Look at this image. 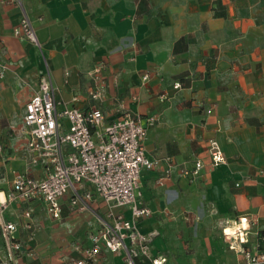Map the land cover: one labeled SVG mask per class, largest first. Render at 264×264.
Masks as SVG:
<instances>
[{"label":"crops","instance_id":"crops-1","mask_svg":"<svg viewBox=\"0 0 264 264\" xmlns=\"http://www.w3.org/2000/svg\"><path fill=\"white\" fill-rule=\"evenodd\" d=\"M23 6L41 47L13 35L22 10L0 4V64L9 65L0 80V121L9 123L12 140L0 201L12 189L13 171L43 176L39 167L28 169L15 129L39 76L49 72L59 100L110 114L123 99L132 111L159 117L146 148L152 157H171L174 168L164 186L157 184L159 171L142 182L143 204L152 214L139 229L152 235L153 256L167 258L166 264H243L222 233L225 222L233 226L239 218L247 219L249 246L264 252V0H23ZM100 64L106 88L95 102L91 74ZM210 140L226 159L216 168L210 167ZM198 160L205 166L198 179L180 176ZM96 205L105 210L103 202ZM29 208L38 226L32 241L21 218ZM64 216V223L52 221L39 203L6 209L4 218L18 225L24 244L18 264L81 258L75 246L91 245L96 219L71 211L67 202ZM101 264L125 263L104 251Z\"/></svg>","mask_w":264,"mask_h":264},{"label":"built area","instance_id":"built-area-1","mask_svg":"<svg viewBox=\"0 0 264 264\" xmlns=\"http://www.w3.org/2000/svg\"><path fill=\"white\" fill-rule=\"evenodd\" d=\"M0 4L22 10L13 35L41 47L23 0H0ZM103 67L100 64L91 74L89 96L95 102L104 99ZM8 68V64H0V80ZM149 78L146 74L143 81ZM174 88H181V84L177 82ZM165 98L160 96L161 101ZM158 122L157 115L143 116L132 111L123 99L115 101L110 114L97 106L83 109L64 102L56 97L49 72L40 75L38 88L25 105L15 132L25 143L28 169L39 167L43 176L36 178L29 170L13 171L12 189L0 201V264H18L24 253V244L16 237L18 225L4 218L6 209L19 201L42 204L52 221L62 220L64 202L71 211L88 212L95 217L97 224L88 236L91 245L75 246L81 258L73 264H101L104 251L122 255L125 264H166L167 258L151 253L152 235L139 229V222L152 214L143 204L144 175L159 171L157 184L164 186L171 180L174 168L171 157H152L147 151L148 132ZM209 153L211 168L226 162L217 141H209ZM164 162L167 168L161 170ZM204 168L198 160L192 168H182L180 176L193 181ZM99 201L105 210L98 208ZM33 215V208L21 214L30 241L35 239L38 228ZM244 222L247 219L239 218L233 226L230 221L224 223L222 233L229 249L242 255L243 264H264L259 244L249 246L250 228Z\"/></svg>","mask_w":264,"mask_h":264},{"label":"rangeland","instance_id":"rangeland-1","mask_svg":"<svg viewBox=\"0 0 264 264\" xmlns=\"http://www.w3.org/2000/svg\"><path fill=\"white\" fill-rule=\"evenodd\" d=\"M18 120V119H17ZM9 123L7 121H0V145L2 146L3 150L0 153V180L8 179V170L10 166L8 165L9 162H6L8 156L11 152L12 147V140L9 136ZM5 162V165H4ZM7 165V167H6ZM67 220V217H63L60 223H64Z\"/></svg>","mask_w":264,"mask_h":264}]
</instances>
